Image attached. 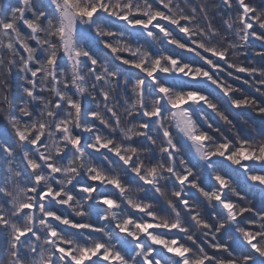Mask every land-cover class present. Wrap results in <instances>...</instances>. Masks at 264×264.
I'll return each instance as SVG.
<instances>
[{"label": "snow or ice", "instance_id": "6c2138e0", "mask_svg": "<svg viewBox=\"0 0 264 264\" xmlns=\"http://www.w3.org/2000/svg\"><path fill=\"white\" fill-rule=\"evenodd\" d=\"M0 264H264V0H0Z\"/></svg>", "mask_w": 264, "mask_h": 264}, {"label": "trees", "instance_id": "16d2710c", "mask_svg": "<svg viewBox=\"0 0 264 264\" xmlns=\"http://www.w3.org/2000/svg\"><path fill=\"white\" fill-rule=\"evenodd\" d=\"M98 54H101V53H98ZM102 55V54H101ZM255 64L259 65L261 63L260 59L259 58H256L255 61H254ZM231 83H233L234 85H236L237 87L241 88L244 90L245 93H248V94H252L254 95L255 93L253 92L252 89L248 88L246 85H244L242 82L240 81H236V80H231L230 81ZM237 126L239 127V122H237Z\"/></svg>", "mask_w": 264, "mask_h": 264}]
</instances>
